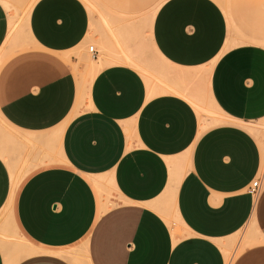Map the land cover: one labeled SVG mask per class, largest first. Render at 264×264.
Returning a JSON list of instances; mask_svg holds the SVG:
<instances>
[{
  "label": "crops",
  "instance_id": "crops-1",
  "mask_svg": "<svg viewBox=\"0 0 264 264\" xmlns=\"http://www.w3.org/2000/svg\"><path fill=\"white\" fill-rule=\"evenodd\" d=\"M14 23L0 1V264H264V144L246 127L264 118L263 31L234 44L215 0H165L147 83L106 34L104 65L77 74L82 0Z\"/></svg>",
  "mask_w": 264,
  "mask_h": 264
},
{
  "label": "rangeland",
  "instance_id": "rangeland-1",
  "mask_svg": "<svg viewBox=\"0 0 264 264\" xmlns=\"http://www.w3.org/2000/svg\"><path fill=\"white\" fill-rule=\"evenodd\" d=\"M6 9L15 16L14 27L26 21L29 11L36 0H0ZM165 0H82L90 16L89 35L78 54L79 62L85 64V70L79 71L87 78L91 69L87 64L94 62L100 68L104 65L102 61L106 50L111 48L118 50L117 56L126 54L133 60V65L140 71L147 83L157 82L156 71H162L166 64L164 60L155 53L150 41L149 30L153 17L159 6ZM224 12L227 21L228 37L234 44L247 43V38L256 31L264 33V0H224L221 4L215 0ZM244 14V15H243ZM106 34L109 45L106 48L98 46L97 39L93 35ZM262 45V44H261ZM93 46L98 50L97 58H94L88 47ZM115 56V58L117 57ZM110 58V62L115 60ZM130 64V63H129ZM147 64V65H146ZM148 67L149 71L142 70ZM202 117L207 126L222 122L223 116L213 107L207 92L203 91L199 98ZM195 107V106H194ZM196 109V107H195ZM197 111V110H196ZM198 113V112H197ZM199 115V113H198ZM200 117V115H199ZM255 139L264 144V118L251 121L246 124ZM263 164H264V158ZM6 218V213H0V222ZM233 250L230 251V256Z\"/></svg>",
  "mask_w": 264,
  "mask_h": 264
},
{
  "label": "built area",
  "instance_id": "built-area-1",
  "mask_svg": "<svg viewBox=\"0 0 264 264\" xmlns=\"http://www.w3.org/2000/svg\"><path fill=\"white\" fill-rule=\"evenodd\" d=\"M89 51L93 53V46H89L88 47ZM94 55V53H93ZM260 176L256 177L252 183L250 184V186L248 187L247 191L250 194L256 195L259 191L260 185H261V181H260Z\"/></svg>",
  "mask_w": 264,
  "mask_h": 264
},
{
  "label": "bare ground",
  "instance_id": "bare-ground-1",
  "mask_svg": "<svg viewBox=\"0 0 264 264\" xmlns=\"http://www.w3.org/2000/svg\"><path fill=\"white\" fill-rule=\"evenodd\" d=\"M262 171H264V165H263Z\"/></svg>",
  "mask_w": 264,
  "mask_h": 264
}]
</instances>
